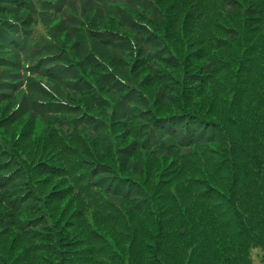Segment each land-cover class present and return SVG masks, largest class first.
I'll list each match as a JSON object with an SVG mask.
<instances>
[{"label": "trees", "instance_id": "obj_1", "mask_svg": "<svg viewBox=\"0 0 264 264\" xmlns=\"http://www.w3.org/2000/svg\"><path fill=\"white\" fill-rule=\"evenodd\" d=\"M192 5L195 15L175 25L174 40L181 42L170 51L175 64L164 67L168 88L153 112L161 129L146 155L135 140L117 144L115 151L111 143L102 149L95 140L76 142L80 150L66 168L67 186L56 183L36 195L29 187L44 162L38 150L47 155L52 139L35 142V170L23 174L29 177L26 191L12 204L3 203L32 215L19 228L25 235L19 239L24 245L19 258L26 253L22 264H253L255 250L264 256V0H198ZM151 30L157 40V28ZM54 56L43 57L48 62L44 72ZM136 63L124 78L104 73L96 79L89 74L91 81H69L85 90L79 104H72L83 109L79 118L88 116L86 110L103 120L100 107L110 102L106 89L128 107L143 106L149 97L144 85L152 90L151 74ZM138 77L144 78L137 82ZM129 80L134 81L131 87ZM144 105L141 113L154 119L151 104ZM168 127L174 132L170 138L163 134ZM60 138L59 147L75 142L65 134ZM123 150L134 165H111V157L119 160ZM10 161L17 163L12 156L0 160L1 171L8 170L4 165ZM42 174L52 177V172ZM65 196L80 209L59 228L52 224L53 215L47 219L40 213V203ZM106 211L114 216L99 215ZM13 240L0 239V264L4 253L12 252ZM7 263L17 264L9 258Z\"/></svg>", "mask_w": 264, "mask_h": 264}, {"label": "rangeland", "instance_id": "obj_2", "mask_svg": "<svg viewBox=\"0 0 264 264\" xmlns=\"http://www.w3.org/2000/svg\"><path fill=\"white\" fill-rule=\"evenodd\" d=\"M152 1L0 0V160L8 156L17 159L16 164L10 161L4 165L8 170L0 169V182H6L0 183V239L14 238L12 252L4 253L1 261L4 264H8V258L11 263H25L26 253L23 258L18 256L24 246L19 239L25 238L19 233V228L27 226L25 222L32 215L28 217L23 211H17L19 207L6 204L5 207L3 203H11L14 197L26 191L29 177L23 174H26V169L29 173L35 170L37 157L33 154L37 149V140L51 138L52 143L47 155L45 150H38L41 160H44L43 166L35 175L39 178L34 177L35 180H30L31 187L28 186L36 195L42 190L47 192L56 183L62 188L67 186L69 179L65 177L66 168L80 150L76 142L90 144L95 140L102 149L111 143L115 151L117 144H128L135 140L141 152L145 148L143 155H146V147L152 140L157 143V130L161 128L153 112L157 109V98L160 99L162 92L168 88L163 84L168 75L164 67L173 66L176 62L171 52L172 48L178 50L177 44L181 40H174L175 25L195 15L197 8L192 4L198 0ZM154 27L160 35L157 40L149 33ZM48 54L55 56L50 59V65L44 72L48 62L43 57ZM136 60L137 65H146L144 69L151 74L152 90L145 85L143 90L149 95L144 103L151 104L154 119H147L151 114L149 112L141 113L140 108H145L144 103L138 108L128 107L118 99L119 94L113 91L116 94L113 95L108 89L105 96L110 102L106 108L100 107L103 120L90 116L86 110L88 116L85 114L87 117L83 119L87 122L80 119L83 109L79 106L75 108L72 104H79V93L83 94L85 90L79 83L69 81L76 77L91 81L89 74L96 79V74L104 73L124 78L129 74V66L134 65ZM142 78H136L137 82ZM129 82L130 87L133 86L134 81ZM163 102L170 104L169 99L163 98ZM166 130L164 137L170 138L169 134H174L173 129L168 127ZM97 131L98 134H95ZM60 134L72 136L75 142L69 140L65 147H59ZM25 151L32 157L26 158ZM119 162L134 165L124 150L119 160L116 157L112 160L111 157V165ZM42 172H52V177L47 178ZM155 184L157 187V180ZM46 202L40 203V208L44 210L40 213H45L47 219L53 215L52 224L59 228L80 209L71 197L65 196L59 202L47 198ZM101 214L105 218L114 216L109 211ZM46 218L45 223L48 224ZM14 224L18 226L14 228ZM252 258L253 264H264V256L258 249L252 253Z\"/></svg>", "mask_w": 264, "mask_h": 264}]
</instances>
